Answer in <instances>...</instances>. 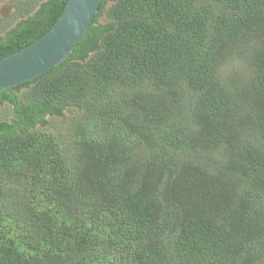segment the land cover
I'll return each mask as SVG.
<instances>
[{"label":"trees","instance_id":"trees-1","mask_svg":"<svg viewBox=\"0 0 264 264\" xmlns=\"http://www.w3.org/2000/svg\"><path fill=\"white\" fill-rule=\"evenodd\" d=\"M66 2L16 1L0 58ZM3 105L0 264H264V0H102Z\"/></svg>","mask_w":264,"mask_h":264},{"label":"water","instance_id":"water-1","mask_svg":"<svg viewBox=\"0 0 264 264\" xmlns=\"http://www.w3.org/2000/svg\"><path fill=\"white\" fill-rule=\"evenodd\" d=\"M102 0H67L55 24L30 45L0 58V92L29 82L62 63L98 13Z\"/></svg>","mask_w":264,"mask_h":264},{"label":"rangeland","instance_id":"rangeland-1","mask_svg":"<svg viewBox=\"0 0 264 264\" xmlns=\"http://www.w3.org/2000/svg\"><path fill=\"white\" fill-rule=\"evenodd\" d=\"M5 1H7V0H5ZM7 11H8V8L5 7L3 9V13H6ZM13 11H14V8H13ZM102 20H103V17L100 18V21H102ZM24 92L25 91L22 90V91L18 92L17 95H20L21 93H24ZM10 115H11L10 108H7L5 105L0 106V120L1 119H10ZM64 116H65V118H63V120L66 121L69 119L70 113L65 112ZM46 120H47V124L45 127L42 128L43 131L53 130L54 128L61 126L64 123V121L60 118H49V117H47ZM53 132H54V130H53Z\"/></svg>","mask_w":264,"mask_h":264},{"label":"flooded vegetation","instance_id":"flooded-vegetation-1","mask_svg":"<svg viewBox=\"0 0 264 264\" xmlns=\"http://www.w3.org/2000/svg\"><path fill=\"white\" fill-rule=\"evenodd\" d=\"M18 0H7V1H3V3L0 5V16L3 17H8L9 15H11L13 13V6L15 4V2ZM7 7L8 11L6 13H3V9Z\"/></svg>","mask_w":264,"mask_h":264}]
</instances>
